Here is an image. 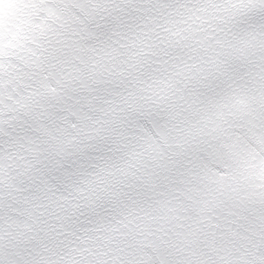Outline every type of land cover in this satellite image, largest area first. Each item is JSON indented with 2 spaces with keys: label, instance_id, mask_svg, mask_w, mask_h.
<instances>
[{
  "label": "snow or ice",
  "instance_id": "obj_1",
  "mask_svg": "<svg viewBox=\"0 0 264 264\" xmlns=\"http://www.w3.org/2000/svg\"><path fill=\"white\" fill-rule=\"evenodd\" d=\"M0 264H264V0H0Z\"/></svg>",
  "mask_w": 264,
  "mask_h": 264
}]
</instances>
